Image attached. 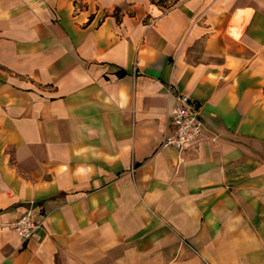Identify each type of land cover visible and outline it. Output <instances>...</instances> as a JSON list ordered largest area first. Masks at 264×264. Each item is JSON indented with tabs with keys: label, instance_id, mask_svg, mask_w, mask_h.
I'll list each match as a JSON object with an SVG mask.
<instances>
[{
	"label": "crops",
	"instance_id": "obj_1",
	"mask_svg": "<svg viewBox=\"0 0 264 264\" xmlns=\"http://www.w3.org/2000/svg\"><path fill=\"white\" fill-rule=\"evenodd\" d=\"M31 203L0 264H264V0H0V222Z\"/></svg>",
	"mask_w": 264,
	"mask_h": 264
},
{
	"label": "built area",
	"instance_id": "obj_2",
	"mask_svg": "<svg viewBox=\"0 0 264 264\" xmlns=\"http://www.w3.org/2000/svg\"><path fill=\"white\" fill-rule=\"evenodd\" d=\"M172 130L164 134L161 146L182 148L185 143L191 142L202 130V120L198 113L197 103L186 93L177 94V103L171 114ZM45 215L39 206L31 203L21 213L5 222H0V228L7 227L17 232L22 240L41 238Z\"/></svg>",
	"mask_w": 264,
	"mask_h": 264
},
{
	"label": "trees",
	"instance_id": "obj_3",
	"mask_svg": "<svg viewBox=\"0 0 264 264\" xmlns=\"http://www.w3.org/2000/svg\"><path fill=\"white\" fill-rule=\"evenodd\" d=\"M154 1V0H153ZM164 0H156V2H159V3H163ZM124 72V70H119L118 73L119 74H122Z\"/></svg>",
	"mask_w": 264,
	"mask_h": 264
}]
</instances>
